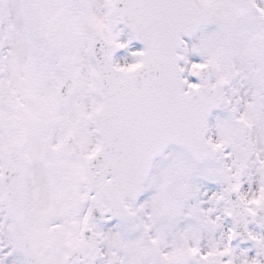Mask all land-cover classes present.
<instances>
[{"label":"snow or ice","instance_id":"snow-or-ice-1","mask_svg":"<svg viewBox=\"0 0 264 264\" xmlns=\"http://www.w3.org/2000/svg\"><path fill=\"white\" fill-rule=\"evenodd\" d=\"M0 264H264V0H0Z\"/></svg>","mask_w":264,"mask_h":264}]
</instances>
